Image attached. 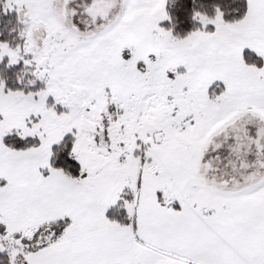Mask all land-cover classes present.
<instances>
[{
  "label": "snow or ice",
  "instance_id": "6c2138e0",
  "mask_svg": "<svg viewBox=\"0 0 264 264\" xmlns=\"http://www.w3.org/2000/svg\"><path fill=\"white\" fill-rule=\"evenodd\" d=\"M230 2L181 38L168 0H0V264H264V0Z\"/></svg>",
  "mask_w": 264,
  "mask_h": 264
},
{
  "label": "trees",
  "instance_id": "16d2710c",
  "mask_svg": "<svg viewBox=\"0 0 264 264\" xmlns=\"http://www.w3.org/2000/svg\"><path fill=\"white\" fill-rule=\"evenodd\" d=\"M216 4L221 5L225 9V19L231 20L234 18V14L228 11L234 5L230 0H168L167 11L171 16V23H165V27L171 28L173 35L183 37L190 31L200 27V25L192 20L193 9L204 12L209 16L215 14L214 6ZM17 27L16 14L9 12L7 15L2 11L0 7V39H12L16 36V33L11 32L12 28ZM211 29L212 26H209ZM15 69L4 70L0 66V76L9 78V83L15 84L14 77Z\"/></svg>",
  "mask_w": 264,
  "mask_h": 264
}]
</instances>
